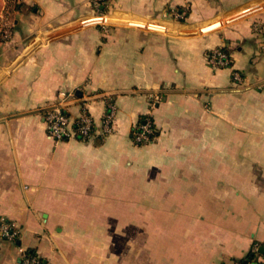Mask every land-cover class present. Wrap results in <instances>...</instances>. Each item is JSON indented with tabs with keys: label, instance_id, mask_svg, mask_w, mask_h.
<instances>
[{
	"label": "crops",
	"instance_id": "0c3cea01",
	"mask_svg": "<svg viewBox=\"0 0 264 264\" xmlns=\"http://www.w3.org/2000/svg\"><path fill=\"white\" fill-rule=\"evenodd\" d=\"M19 3L0 38V218L16 230L0 264L20 248L45 264H264V0ZM57 105H87L97 133L55 142ZM145 118L156 136L139 145Z\"/></svg>",
	"mask_w": 264,
	"mask_h": 264
},
{
	"label": "built area",
	"instance_id": "2783aa9c",
	"mask_svg": "<svg viewBox=\"0 0 264 264\" xmlns=\"http://www.w3.org/2000/svg\"><path fill=\"white\" fill-rule=\"evenodd\" d=\"M11 1L21 2L23 0H5V9L2 15L1 25L3 27V37L8 39L11 36L12 29V11L9 8ZM100 1V0H99ZM210 62L219 67L230 66L231 60L229 54L222 48L214 49L210 54ZM234 78L241 81V74L234 72ZM156 104L153 102L152 106ZM116 115V107L113 103L108 104V111L105 114L101 125L102 134H109L113 128V122ZM47 132L50 138L55 142H61L66 139L79 137L82 139H91L97 133V123L89 111L87 105H84L78 116H72L57 105L50 109L46 115ZM156 132L150 118H145L135 125L132 132V139L140 144L150 140V136ZM16 234L15 224L11 221L0 218V240L12 238ZM22 264H45V262L33 251L20 248ZM246 264H256L254 261H247Z\"/></svg>",
	"mask_w": 264,
	"mask_h": 264
},
{
	"label": "trees",
	"instance_id": "16d2710c",
	"mask_svg": "<svg viewBox=\"0 0 264 264\" xmlns=\"http://www.w3.org/2000/svg\"><path fill=\"white\" fill-rule=\"evenodd\" d=\"M108 2H110V0H100V9L98 11L99 14H104V13L107 12V10H108V6H107ZM19 4H20L19 2L11 1L10 4H9V8L12 11L13 7L15 9H17ZM141 121H143V119ZM155 136H156V132L150 136L151 138H150L149 141L144 142V143H140L139 145L151 142L155 138ZM250 260L254 261L256 264H262L258 260L257 256L254 255V253H251V254L248 255V258L246 259V262L250 261ZM235 264H246V263H245V260H240V261H237Z\"/></svg>",
	"mask_w": 264,
	"mask_h": 264
},
{
	"label": "rangeland",
	"instance_id": "374dc122",
	"mask_svg": "<svg viewBox=\"0 0 264 264\" xmlns=\"http://www.w3.org/2000/svg\"><path fill=\"white\" fill-rule=\"evenodd\" d=\"M2 5L3 6L5 5V1L4 0H0V11L3 9V6ZM105 14L106 13H104V14H97V15H105ZM14 19H15V14H12V18H11L12 23H14ZM102 25H106V24L102 23ZM2 35H3V27L1 25V19H0V38L2 37Z\"/></svg>",
	"mask_w": 264,
	"mask_h": 264
}]
</instances>
